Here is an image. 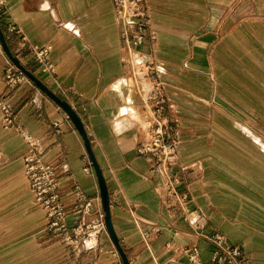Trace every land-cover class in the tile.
Segmentation results:
<instances>
[{"label":"crops","instance_id":"0c3cea01","mask_svg":"<svg viewBox=\"0 0 264 264\" xmlns=\"http://www.w3.org/2000/svg\"><path fill=\"white\" fill-rule=\"evenodd\" d=\"M4 1L0 26L12 54L84 123L130 264H188L193 246L202 264H214L215 235L239 247L242 261L264 264V0H146L150 35L137 51L165 85L179 139L173 172L179 191L189 193L183 207L167 202L164 173L138 152L146 139L143 106L113 0ZM47 47L53 72L35 58ZM9 64L1 47L0 96L55 169L69 229L102 222L82 136L33 82L10 91ZM28 148L0 114V264H123L106 228L95 246L83 239L76 250L48 230L24 175ZM182 166L188 170L180 173ZM76 186L90 202L86 214L77 212Z\"/></svg>","mask_w":264,"mask_h":264},{"label":"built area","instance_id":"2783aa9c","mask_svg":"<svg viewBox=\"0 0 264 264\" xmlns=\"http://www.w3.org/2000/svg\"><path fill=\"white\" fill-rule=\"evenodd\" d=\"M2 3L5 2L1 0ZM115 14L121 26V41L128 54V64L135 82L136 91L143 106L146 127L145 141L139 146V154L155 161L154 169H160L166 177L168 203L183 207L189 201V193H181L178 186L181 184L179 173H174L177 167L179 139L175 130V122L170 116L167 105L168 96L165 85L161 80V72L154 62L146 63L137 49L144 46L150 35L151 21L146 0H113ZM1 48V45H0ZM51 47L43 48L35 54L36 61L44 72H53L54 65L49 60ZM29 82L28 77L15 65L9 64L4 71V83L12 91ZM1 122L6 130L14 129L21 134L28 143V151L24 155V175L27 177L35 204L40 207L49 219L48 230L63 233L66 246L76 250L84 233L80 227L72 230L68 226V213L64 207L59 190V180L55 169L45 163L39 145L26 130L15 121V113L7 97L0 96ZM188 170V166L180 167V173ZM80 200L85 195L80 187L76 186ZM80 207V206H79ZM82 207V206H81ZM88 205L81 212L86 213ZM197 211L187 214L189 221L196 219ZM94 228H101L97 225ZM96 231L89 232L86 240L91 242L97 239ZM216 244L212 262L214 264H248L241 260L242 250L239 247L229 248L224 238L218 235L212 237ZM96 244H94L95 246ZM93 247V246H92ZM188 264H202L197 246L188 250Z\"/></svg>","mask_w":264,"mask_h":264},{"label":"water","instance_id":"95a60500","mask_svg":"<svg viewBox=\"0 0 264 264\" xmlns=\"http://www.w3.org/2000/svg\"><path fill=\"white\" fill-rule=\"evenodd\" d=\"M0 42L3 48V51L9 58V60L18 68L20 69L43 93H45L51 100H53L57 105L60 106V108L68 115V117L71 119L75 127L77 128L78 132L82 136L85 147L88 152L89 158L92 162L93 168L95 169L100 190H101V198H102V204L103 209L105 212V225L106 229L109 233V236L115 245L118 253L120 254L123 264H130L124 250L122 249L120 242L115 234L112 217H111V210H110V199H109V193L106 181L103 176V172L101 168L99 167V164L95 158V155L92 150V146L90 144V141L88 139L84 123L81 119V117L78 115V113L72 108L70 104H68L65 100L61 99L59 96H57L50 88L47 87L38 77H36L34 74H32L29 70H27L18 60L17 57H15L8 44L7 41L3 35V32L1 30L0 26Z\"/></svg>","mask_w":264,"mask_h":264},{"label":"rangeland","instance_id":"374dc122","mask_svg":"<svg viewBox=\"0 0 264 264\" xmlns=\"http://www.w3.org/2000/svg\"><path fill=\"white\" fill-rule=\"evenodd\" d=\"M0 45H1V42H0ZM1 47H2V45H1ZM10 61V60H9ZM10 63L11 64H13L11 61H10ZM14 65V64H13ZM29 79V78H28ZM29 81L30 82H32L30 79H29ZM37 87V86H36ZM38 88V87H37ZM39 89V88H38ZM57 105V104H56ZM59 108H60V106L59 105H57ZM60 110L63 112V113H65L61 108H60ZM140 110H141V112H142V109L140 108ZM66 114V113H65ZM67 115V114H66ZM68 116V115H67ZM69 118V117H68ZM70 119V118H69ZM71 120V119H70ZM95 170V169H94ZM56 172V171H55ZM84 201H86V196H85V199L84 200H80V197L78 196V206H77V212H79V213H82V214H86V213H88V209H89V206H90V202H84ZM81 203V204H80ZM88 205V209H87V212L86 213H83V212H81V210H83V208H84V206L85 205ZM80 206V207H79ZM82 206V207H81ZM80 208H81V210H80ZM101 219H102V222H99L98 224H95V225H92V224H90V225H87V226H84V227H82V226H77V227H80L81 228V230L83 231V233H84V236H83V238H82V240L83 239H86V235L89 233V232H91V233H93V231H98V233H99V231H101V230H105V228H106V225H105V212H104V215H101ZM97 225H101V228H94L95 226H97ZM76 228V227H75ZM74 229V228H73ZM72 230V229H71ZM97 233V234H98ZM81 240V241H82ZM80 241V242H81ZM120 255V254H119Z\"/></svg>","mask_w":264,"mask_h":264},{"label":"bare ground","instance_id":"6f19581e","mask_svg":"<svg viewBox=\"0 0 264 264\" xmlns=\"http://www.w3.org/2000/svg\"><path fill=\"white\" fill-rule=\"evenodd\" d=\"M142 127H146L144 115H143V119H142ZM94 244H96V240H95V238H92L91 242H88L89 248L94 246Z\"/></svg>","mask_w":264,"mask_h":264}]
</instances>
